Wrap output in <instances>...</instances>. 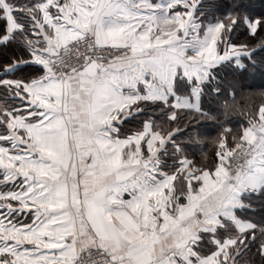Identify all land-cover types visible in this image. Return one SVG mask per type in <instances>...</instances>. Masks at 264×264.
<instances>
[{"label": "snow or ice", "instance_id": "1", "mask_svg": "<svg viewBox=\"0 0 264 264\" xmlns=\"http://www.w3.org/2000/svg\"><path fill=\"white\" fill-rule=\"evenodd\" d=\"M256 78L264 0H0V264H264Z\"/></svg>", "mask_w": 264, "mask_h": 264}, {"label": "trees", "instance_id": "2", "mask_svg": "<svg viewBox=\"0 0 264 264\" xmlns=\"http://www.w3.org/2000/svg\"><path fill=\"white\" fill-rule=\"evenodd\" d=\"M252 87L254 90L258 91L260 88L264 87V81L260 80L259 78H256L252 81H250ZM237 102L240 105L245 104H251V105H259L261 103V98L259 96H255L252 99H247L241 96H237ZM243 121V117L239 115V113H236L230 117V122L235 127L237 124L241 123ZM207 137L209 138V143L206 145L205 149L206 151L211 154L212 145H211V138L215 136V130L211 125H208L205 129Z\"/></svg>", "mask_w": 264, "mask_h": 264}]
</instances>
